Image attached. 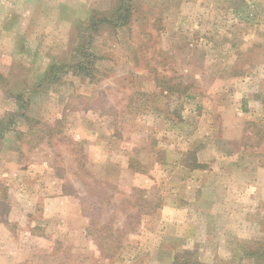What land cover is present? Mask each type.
<instances>
[{"label":"rangeland","instance_id":"1","mask_svg":"<svg viewBox=\"0 0 264 264\" xmlns=\"http://www.w3.org/2000/svg\"><path fill=\"white\" fill-rule=\"evenodd\" d=\"M69 1L0 0V264H252L210 170L264 139V0H127L92 35L115 1Z\"/></svg>","mask_w":264,"mask_h":264},{"label":"crops","instance_id":"2","mask_svg":"<svg viewBox=\"0 0 264 264\" xmlns=\"http://www.w3.org/2000/svg\"><path fill=\"white\" fill-rule=\"evenodd\" d=\"M81 1L82 0L69 1V3L72 2L75 6L73 7V15L75 14L73 19L77 18V15L80 13L81 9L78 6L82 3ZM82 19L83 18L80 20ZM5 136L6 135L3 134L0 137V141L4 140ZM222 159L223 161L225 160L223 164L217 166L215 169L211 166L212 168L210 170V172L213 173L211 176V188L214 190L215 182H218L220 183L219 191L223 192V196H219V206L224 208L223 212L221 211V218L223 216L225 219L230 211L234 213L235 217L233 220H235V224L237 225L236 230L239 231L238 234L240 237H254L263 234L264 232L261 230V221L264 217V139L256 148L245 149L238 147L233 151H227ZM192 171L194 174H200L199 172L203 170L195 168ZM201 182L202 179H199L198 183L206 184L205 182ZM196 191L199 192L198 189H196ZM214 199L215 200L211 204L216 206L218 199L216 197ZM248 199H251L249 201L252 205L246 203ZM58 203V210L60 213L64 210V212H66L68 201L67 198L63 197L60 193L58 196H51L49 199L44 200L43 205L45 209L49 210V214H51L52 207ZM259 205L263 207L262 218L260 214L256 219H254V216H257L256 214L250 217L249 210H254V206L258 207ZM251 206L252 208H250ZM256 209L257 208H255V210ZM246 226L249 229L252 226L250 235L247 233L248 230L244 228ZM194 234L196 235V233ZM179 236L183 238V235ZM158 262L156 261L154 264Z\"/></svg>","mask_w":264,"mask_h":264},{"label":"trees","instance_id":"3","mask_svg":"<svg viewBox=\"0 0 264 264\" xmlns=\"http://www.w3.org/2000/svg\"><path fill=\"white\" fill-rule=\"evenodd\" d=\"M114 5L111 11L108 13H102L100 11H92L91 15L87 18V24L86 28L88 29V32L94 33L97 31V27L101 23H110L114 26H120L124 25L127 22V18L129 16V13H131V10L129 7V3L127 0H114ZM98 15L100 17H98ZM90 34L84 37L82 34H78L79 41L74 49L77 56H79V59H76V62L68 67L73 69V71H77L80 73H86L89 72V66L87 65L88 61L87 58L91 57L90 53L88 51V46L90 45ZM63 67V65L61 66ZM54 71V68L49 69V75H46L45 78H50L51 80H54L56 77L51 76V73ZM20 106H23L19 104ZM11 117L15 116L16 113L12 112L9 114ZM22 117H24L23 113H20ZM11 118L7 121L0 120V137L3 135V133L10 129L11 127ZM199 166V165H196ZM251 250L250 253H245V255L249 256L252 260V264H264V240L263 241H254L251 244ZM90 262V258H89Z\"/></svg>","mask_w":264,"mask_h":264}]
</instances>
